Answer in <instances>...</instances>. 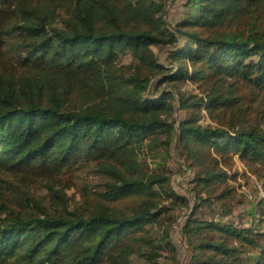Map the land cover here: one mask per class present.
I'll return each mask as SVG.
<instances>
[{
	"label": "trees",
	"instance_id": "obj_1",
	"mask_svg": "<svg viewBox=\"0 0 264 264\" xmlns=\"http://www.w3.org/2000/svg\"><path fill=\"white\" fill-rule=\"evenodd\" d=\"M182 7L187 12L170 27L163 0H0V264H129L168 210L156 201L170 179L138 161L160 138L167 145L177 139L190 165L204 169L197 177L204 185L224 177L210 164L212 150L264 163V131L231 133L198 117L177 122L175 92L156 93L151 83L166 70L151 47L170 46L183 62L165 79L204 83L209 113L233 106L230 89L238 83L264 92V34L260 22H248L254 13L264 16V0H186ZM242 21L251 31L203 34ZM127 54L134 73L117 74ZM102 96L118 104H104ZM179 102L188 103L181 95ZM189 107L200 113L202 104ZM90 164L107 179L106 201L140 198L132 213L104 204L86 214L68 210L58 176ZM22 173L48 185L49 205L4 183ZM168 195L188 205L186 197ZM182 233L189 264H249L247 249L264 259L256 224L194 214ZM163 238L175 251L170 236ZM146 243L147 264H161L157 242Z\"/></svg>",
	"mask_w": 264,
	"mask_h": 264
},
{
	"label": "rangeland",
	"instance_id": "obj_2",
	"mask_svg": "<svg viewBox=\"0 0 264 264\" xmlns=\"http://www.w3.org/2000/svg\"><path fill=\"white\" fill-rule=\"evenodd\" d=\"M186 0H163L165 9L162 13L164 20L170 27H174L178 18L184 15L187 10L182 5ZM260 14V13H259ZM264 15V11L262 12ZM248 21L253 19L260 22L258 28L264 34V16L258 18L257 13ZM258 19V20H257ZM245 22L237 23L236 26H220L211 31L203 32L204 36L214 34L226 35L234 32L237 28H242L246 32L251 31ZM237 29V31H241ZM184 44V48L187 46ZM156 58L166 67L162 73H158L152 79L153 91L164 93L174 91L175 100L172 101L175 108V118L177 122L187 118H199L198 122L205 126L226 128L231 130L239 127L258 128L264 131V92L259 89L238 83L231 88V96L236 100L231 108L225 110H212L208 112L206 85L185 80H167L165 76L175 73L177 66L182 62H177L173 58L174 48L170 46H152ZM186 65L192 69L189 59ZM117 74L134 73L133 58L130 54L123 56L117 64ZM162 73V74H161ZM145 73H143L144 75ZM137 75V74H136ZM142 75V74H141ZM215 80H211L213 83ZM180 95L188 103L180 105ZM103 103L116 105L118 102L110 96H102ZM77 100L78 98L75 97ZM202 104L201 112L197 108L189 107L192 103ZM80 104H83L79 101ZM209 155L210 164L223 174L222 180L212 185H204L197 181L198 174L204 169L200 166L190 165L184 150L178 148L177 139L167 145L163 138L156 144L146 146L138 155V161L147 171H154L157 174H165L169 179L168 185L161 191L162 197L158 198L156 205L158 208L167 206L168 210L162 218V222L152 229L155 238L143 241L141 247L132 256L129 264H147L146 254L150 251V244L159 246V260L161 264H189L191 258V248L188 246L183 236L182 230L192 215L210 221L229 222L239 227H248L252 224L258 226V230L264 233V163L258 161L245 160L235 151L220 153L212 150ZM59 189L63 190L66 196L67 208L71 212L91 213L100 204L109 206L112 209L132 213L140 204V198H125L116 202L105 200L104 193L106 178L99 174L97 166L90 164L81 169L64 173L58 176ZM4 183L8 186L28 189L35 200L40 198L46 205H49L48 185L43 182L38 184L30 173H22L14 176L4 177ZM169 194L186 197L188 205L180 200H175ZM202 199L206 202H202ZM18 213V209H12ZM168 234L175 251L165 246L163 236ZM264 239V238H263ZM264 244V240L262 242ZM155 249V248H154ZM262 254L258 249H247L243 258L249 264H256L262 261Z\"/></svg>",
	"mask_w": 264,
	"mask_h": 264
}]
</instances>
